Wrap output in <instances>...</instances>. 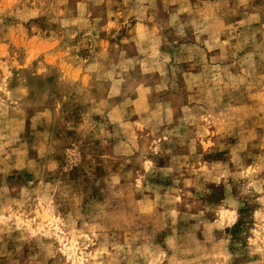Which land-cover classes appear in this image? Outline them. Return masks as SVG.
<instances>
[{
	"label": "clouds",
	"instance_id": "9594fccd",
	"mask_svg": "<svg viewBox=\"0 0 264 264\" xmlns=\"http://www.w3.org/2000/svg\"><path fill=\"white\" fill-rule=\"evenodd\" d=\"M0 264H264V0H0Z\"/></svg>",
	"mask_w": 264,
	"mask_h": 264
},
{
	"label": "rangeland",
	"instance_id": "374dc122",
	"mask_svg": "<svg viewBox=\"0 0 264 264\" xmlns=\"http://www.w3.org/2000/svg\"><path fill=\"white\" fill-rule=\"evenodd\" d=\"M121 35H123V32L121 33ZM81 79H83V77H81Z\"/></svg>",
	"mask_w": 264,
	"mask_h": 264
}]
</instances>
